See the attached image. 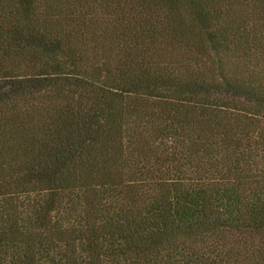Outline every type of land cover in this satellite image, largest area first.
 <instances>
[{"label": "trees", "instance_id": "16d2710c", "mask_svg": "<svg viewBox=\"0 0 264 264\" xmlns=\"http://www.w3.org/2000/svg\"><path fill=\"white\" fill-rule=\"evenodd\" d=\"M0 264H264V0H0Z\"/></svg>", "mask_w": 264, "mask_h": 264}]
</instances>
